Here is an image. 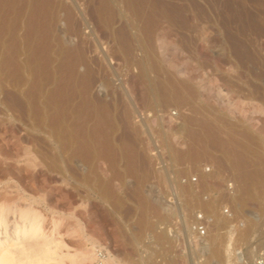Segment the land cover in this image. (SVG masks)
<instances>
[{
    "label": "rangeland",
    "instance_id": "1",
    "mask_svg": "<svg viewBox=\"0 0 264 264\" xmlns=\"http://www.w3.org/2000/svg\"><path fill=\"white\" fill-rule=\"evenodd\" d=\"M181 209L216 221L191 251L160 230ZM262 244L264 0H14L0 17V254L251 264Z\"/></svg>",
    "mask_w": 264,
    "mask_h": 264
},
{
    "label": "built area",
    "instance_id": "2",
    "mask_svg": "<svg viewBox=\"0 0 264 264\" xmlns=\"http://www.w3.org/2000/svg\"><path fill=\"white\" fill-rule=\"evenodd\" d=\"M190 182L196 183L197 177H191ZM226 196L228 200L236 193V187L233 182H228L225 186ZM234 215L231 211L229 204H225L220 209V220L222 221H232ZM243 226L242 223H240ZM216 225L214 217L202 211H195L192 218L187 220L186 213L181 209V211L176 216V220L172 225L161 227L160 230L165 233L168 239L174 240L177 237L186 245L185 249L190 251L195 247V245L208 237V235L213 231ZM106 253L104 249H98L94 255L93 264H105ZM251 264H264V254L256 256Z\"/></svg>",
    "mask_w": 264,
    "mask_h": 264
},
{
    "label": "bare ground",
    "instance_id": "3",
    "mask_svg": "<svg viewBox=\"0 0 264 264\" xmlns=\"http://www.w3.org/2000/svg\"><path fill=\"white\" fill-rule=\"evenodd\" d=\"M13 2L14 0H0V17L4 14V12H10L12 10V6H13ZM6 15V14H5ZM4 15V16H5ZM90 148V147H89ZM232 153L228 152V154L230 155ZM90 156V155H89ZM231 156V155H230ZM243 157V156H242ZM91 158V157H89ZM97 159V158H96ZM246 162V161H245ZM68 163V162H67ZM69 164H66L65 166H67ZM67 168V167H66ZM247 175V174H246ZM244 175V177L246 176ZM239 176V175H238ZM240 177V176H239ZM248 177V176H247ZM241 179V178H240ZM246 183V182H245ZM244 186V185H243ZM245 188V187H244ZM25 223V222H24ZM25 229V228H24ZM38 230V225L35 222L29 224V229H26L23 232V235H33L36 233V231ZM21 234V232H20ZM20 236V235H18ZM259 250H263L264 249V244L260 245L258 247ZM81 255H84L86 257H84L85 260L90 261V255L88 253V251L85 249L83 250V252H81ZM48 256V254H47ZM33 261V260H32ZM31 262V261H30ZM0 264H19L17 263L13 257L11 256V253L9 251H7V253L4 254H0ZM23 264V263H22ZM236 264H244L242 257L239 255V253H237V258H236Z\"/></svg>",
    "mask_w": 264,
    "mask_h": 264
}]
</instances>
